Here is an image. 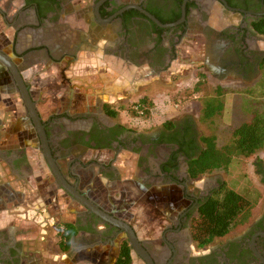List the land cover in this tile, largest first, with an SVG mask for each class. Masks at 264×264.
Wrapping results in <instances>:
<instances>
[{"label": "flooded vegetation", "instance_id": "af4514ba", "mask_svg": "<svg viewBox=\"0 0 264 264\" xmlns=\"http://www.w3.org/2000/svg\"><path fill=\"white\" fill-rule=\"evenodd\" d=\"M146 13L162 25L174 26L162 27ZM0 14L8 30L7 48L0 45V51L15 64L28 87L48 150L64 179L90 200L81 188L78 168H97L98 176L108 182L121 181L128 169L119 168L117 162L121 154H131L130 181L143 182L147 192L136 197L139 203L147 202L142 203L146 210L134 213L132 219L146 224L147 234L154 222L159 228L140 236L131 221L118 219L134 229L152 264H264V206L239 236L215 241L204 249L194 241L191 229L198 210L222 184L198 186L200 179L189 175L186 153L197 154L202 149L191 118L172 121L177 131L165 129L164 123L151 130L134 129L110 115L116 108L104 98H111L115 82L101 80L97 74L87 73L79 80L73 73L70 77L78 53L91 55L98 50L115 70L135 68L153 76L164 75L175 61L183 62L179 48L192 35L203 46L195 68L205 73L211 64L217 71L214 76L250 82L264 65V49L258 46L264 35L254 25L264 19V0H0ZM50 70L45 95L43 86H37L38 75ZM3 71L1 78L7 80L10 93L14 89L12 97L18 96L26 111L35 151L46 168L47 177L36 183L42 187L40 191H63L84 210L78 215L81 226L90 229L103 224L108 227L104 233L129 242L119 228L92 213L57 181L15 75L0 62V73ZM13 105L8 110L13 118L9 126L0 118V144L7 143L0 150V170L8 171L9 178L30 167L28 147H22L18 135L12 133L20 120L19 108ZM255 172L264 186L263 161L255 162ZM132 253L140 264H148L133 248ZM21 254V243L14 244L9 232L0 231V264H23Z\"/></svg>", "mask_w": 264, "mask_h": 264}, {"label": "rangeland", "instance_id": "374dc122", "mask_svg": "<svg viewBox=\"0 0 264 264\" xmlns=\"http://www.w3.org/2000/svg\"><path fill=\"white\" fill-rule=\"evenodd\" d=\"M193 39L195 38L192 35L188 36L179 48L183 62L175 61L173 67L164 75L153 76L148 72L144 73V69L137 72L135 68L129 67V69L117 68L116 70L120 73L116 75L112 72L113 70H110L112 67L104 62L106 59L102 50L91 55L82 54L91 61L80 66L79 73L97 74L101 80L116 78L113 83L116 88L112 89L111 98L105 96L104 99L110 101L116 108V120L126 126L137 130H151L161 125L158 122L162 121V117H167V121L191 118L200 136H215L218 146L222 147L231 140L233 131L249 121L254 112L264 110V65L250 82H242L229 77L217 79L211 74L204 73L203 69L195 68L200 64L199 60L202 58L200 51L202 52L203 46L196 44L195 41L192 42ZM261 44L264 46V43ZM3 74L4 71L0 73V76ZM51 74L52 70L41 71L38 75L40 81L37 86H43L45 89L47 78H50ZM0 80L2 81L0 82V109L4 112H2L4 120L9 122L13 119L12 115L9 116L8 110H13L15 103L20 112L18 116L22 117L20 120L23 121V117L26 118V111L19 97H12L14 89L11 88L12 93H10L8 85L5 84L7 80L1 78ZM44 89L43 94L47 95L49 88L46 91ZM143 98L147 101L144 107H140L139 102ZM214 98L222 100L224 110L220 115L208 121L203 118L204 103ZM154 115L159 119L155 123L152 121ZM38 155L41 156L39 152ZM40 158L42 160V156ZM256 161L264 162V148L253 158L235 159L228 168L216 170L204 176L197 182V185L222 184L244 195L255 197L256 193L259 194L258 204L252 216L255 218L264 206V186L261 185L255 172ZM5 179H9L7 174ZM141 207L142 211L147 208L145 204ZM247 226L248 224L234 228L230 234L217 242L239 236Z\"/></svg>", "mask_w": 264, "mask_h": 264}, {"label": "crops", "instance_id": "0c3cea01", "mask_svg": "<svg viewBox=\"0 0 264 264\" xmlns=\"http://www.w3.org/2000/svg\"><path fill=\"white\" fill-rule=\"evenodd\" d=\"M6 34L8 35V30L0 18V45L4 50L7 48ZM193 41L197 40L193 39ZM261 43H264V39L258 45L264 49ZM78 57L70 72V77L76 76L77 80L85 75L83 73L80 76V66L91 61L80 56L79 53ZM110 70H113L112 72L116 75L120 73L113 68ZM144 73H147V70ZM205 73L214 76L217 73L215 66L208 64ZM111 79L108 81H116V78ZM49 81L48 79V85ZM2 112L3 110L0 109V118L5 122ZM23 118V121L19 120L16 123L12 133L18 135V139L22 141V147H28L30 167L15 171L14 177L8 180L5 179L8 171L1 172L0 170V231L9 232L14 244L21 243L23 264H116L122 236L104 233L108 227L103 224L94 225L90 229L84 228L78 221V215H81L84 210L76 205L66 193L51 192L50 188L41 192L42 187L36 185L38 181H43L42 179L47 177V172L35 151L36 142L32 136L31 126L27 119ZM157 119L158 117L154 115L152 121L155 123ZM161 119L162 121L158 122L161 125L167 121V117ZM9 124L10 122H5L6 126ZM6 145V142H2L0 150ZM129 158L131 154L123 153L117 162L119 168L125 166L128 169L127 177L121 181L108 182L103 176H98L97 168L92 167L86 170L78 168L77 174L81 188L88 194L91 201L104 210L114 213L117 218L131 221L140 236H149L151 232L159 228V224L154 222L149 228V231H152L147 234L146 224L132 219L134 213L141 212L142 209L140 211L138 209L141 204L146 202L139 203L136 197L147 192L143 182L130 181ZM66 235L72 237L66 240ZM132 259V264H140L134 253H132Z\"/></svg>", "mask_w": 264, "mask_h": 264}, {"label": "trees", "instance_id": "16d2710c", "mask_svg": "<svg viewBox=\"0 0 264 264\" xmlns=\"http://www.w3.org/2000/svg\"><path fill=\"white\" fill-rule=\"evenodd\" d=\"M258 33L264 35V19L255 23ZM146 98L140 100V107L146 104ZM224 110V103L219 98L206 101L203 118L212 120ZM114 118L117 112H110ZM164 128L177 131L172 121L164 123ZM189 133L192 134L190 128ZM202 149L199 153H186L189 157L188 172L193 180H198L216 170L228 168L235 159L248 160L264 148V110H257L252 118L236 128L231 140L219 147L215 136H201ZM259 194L244 195L222 185L221 189L203 204L192 224V236L199 248L204 249L215 241L226 237L234 228L248 224L258 204ZM68 227V226H67ZM72 236L66 235V240ZM68 244L66 245L67 248ZM132 248L128 241L121 244L116 264H132Z\"/></svg>", "mask_w": 264, "mask_h": 264}, {"label": "water", "instance_id": "95a60500", "mask_svg": "<svg viewBox=\"0 0 264 264\" xmlns=\"http://www.w3.org/2000/svg\"><path fill=\"white\" fill-rule=\"evenodd\" d=\"M147 14V13H146ZM150 19H152L154 22H156L158 25L162 27H169V26H174L173 25H162L160 24L157 19H155L153 16L147 14ZM0 62L6 66V68L11 69L15 75V80H16V85L19 88L20 94H21V99L24 101V105L28 107L30 116L35 124L36 130L38 132V135L40 137V140L42 142L43 148H44V154L46 156L47 162L55 175L57 181L61 184V186L68 192L70 193L75 199H77L83 206L88 208L92 213L100 217L102 220L105 222L119 228L122 233H124L133 248V250L141 255L147 262L148 264H152L151 259L149 258L148 254L146 251L141 247L140 243L138 242V238L136 236V233L134 229L125 221H122L121 219L115 218L111 214H108L104 210H102L98 205H96L94 202L89 200L85 195L81 194L75 187L71 186L62 176L60 173L58 167L56 166L54 159L51 157V154L48 150V145H47V140H46V134L44 131V127L41 123V119L37 113V110L34 106V103L30 97L28 87L24 83V80L22 76L19 74L16 66L10 58L0 51Z\"/></svg>", "mask_w": 264, "mask_h": 264}]
</instances>
